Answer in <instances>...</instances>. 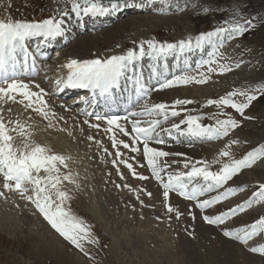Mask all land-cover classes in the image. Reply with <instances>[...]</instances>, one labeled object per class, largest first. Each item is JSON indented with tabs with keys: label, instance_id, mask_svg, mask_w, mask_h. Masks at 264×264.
<instances>
[{
	"label": "rangeland",
	"instance_id": "obj_1",
	"mask_svg": "<svg viewBox=\"0 0 264 264\" xmlns=\"http://www.w3.org/2000/svg\"><path fill=\"white\" fill-rule=\"evenodd\" d=\"M142 1L149 7L148 12L130 11V15L125 13L126 15L120 17L112 11L111 15L103 17L104 23L93 29V26H90L92 33H84L82 37L87 38L94 34L99 36V40L91 42L87 39L86 42H78L75 38L63 49H72V53L77 55L108 54L117 43L121 46L125 42L121 50L125 54L130 48L133 49L134 45L148 40L178 43L191 39L194 45L195 38L201 34L215 32L220 28L228 29L239 23L246 29L242 34L230 36L228 32H224L213 36L210 42H205L204 45H212L204 51L205 57L195 58L194 54H184L182 60H177L178 58H173V54L167 56L164 61H160L164 59L161 58L159 62L144 59L145 63L158 62L163 65L162 68H157L156 72L171 69V73H175L174 76H181V73L177 74L179 71L172 69V66L177 68L179 65V69H188L183 71L182 75L200 79L203 73L208 78L203 84L190 83L182 89L165 92L166 88H163L155 92V89L160 88L158 77L150 86L153 89L150 91L153 99L150 100L148 95L147 98L151 105L163 103L169 106V112L173 109L172 100L184 98L186 101L195 102L196 108L204 106L212 113V109L222 107L214 104L209 106L208 101L212 99L210 96L215 97L212 100H219L233 91L256 96L249 107L244 109L243 115L238 113L235 117L233 113H225L224 116H219L212 113L209 121H213L214 125H217V120L229 117L238 123V127L230 129L228 135L221 137L218 144L199 147L191 145L192 142L182 143L190 146L174 144L173 146L178 145L179 148L168 151L171 158L163 157L164 161L159 163L162 167L169 168L166 170H170L162 177H167L168 180L169 175L190 171L191 164L196 161H206L210 165L209 170L218 171L221 164L213 162L217 159L225 163L229 161L228 157H219V153L226 146L231 153L230 158L235 160L264 147V0H167L169 6L165 12L162 9L163 0H154L153 3H148V0H126L122 4L130 2L135 5ZM70 4L73 5V0H0V21L7 22L11 19L34 22L52 17L58 19L65 12L60 11L61 7L67 8ZM100 20L101 17H96L90 21ZM63 49L52 53L48 61L46 60L45 66L48 68L45 71L52 72V76L58 55ZM145 49L147 51V45ZM187 57L189 62L185 60ZM210 59L215 62L203 63L197 67L202 61ZM158 64L156 67L160 66ZM135 65L137 66L131 71L135 73L128 74L127 80L143 77L146 73L138 67L140 65ZM221 66L224 68L222 74ZM143 67L145 70H151L153 64H144ZM209 67L214 71L209 72ZM46 72L45 76H49L50 73ZM40 78L32 79L36 81ZM41 83L45 84L38 81L32 82V85L40 91ZM36 84L40 87L36 88ZM46 85L47 83L45 87ZM45 87L43 90H46ZM169 88L173 89L175 86ZM224 88L228 89L224 92ZM50 97L48 94L43 97L49 112L47 120L37 112L11 101L0 102L3 107L2 116L5 122L19 120L30 134L32 143L68 158V167H61V171L70 172L75 183L64 182L62 185V190L67 191L71 197L65 203V208L86 222L93 242L81 241L83 251L73 246L48 224L34 204L15 192H5L3 178L0 177V192H4V196H0V264H264V256L249 251V248L264 246V232L253 237L247 244L224 235L225 231L235 232L264 216V202L253 203L250 208L238 212L222 224H209L203 219L204 216L214 218L227 213L230 209L253 199L259 185L264 184V158L256 160L249 168L241 169L222 187L206 192L192 201L180 200L171 193L165 201L164 188L160 189L156 183H151V175L147 176V180L133 176L132 171L137 176L145 174L139 155L134 152L130 154L131 150L125 151L119 143L113 147V142L108 140L105 133L96 136L98 132L94 130L95 127L89 125H100L101 120L85 123L88 121L86 113L71 106L70 102V106L66 107L60 99L53 100L56 96L53 97L52 94ZM19 99L21 97H17V100ZM232 99L237 103H248L242 95ZM192 108L193 103H189L178 105L173 110L181 113L182 110L189 111ZM161 118H164L163 115L148 116L147 119ZM173 118L161 120V123L165 126L182 121L175 122ZM13 126L8 125L9 128ZM11 134L16 137L14 144L22 146L23 137L15 132ZM228 136L231 137L229 142ZM154 143L155 146L152 143L149 147L164 151L159 144L165 143ZM137 144L141 147L140 143ZM190 147H194L195 152L190 150ZM117 151L121 153L119 157L116 155ZM124 162L132 165V171ZM185 163L189 164V168L184 167ZM192 186L194 184L189 188ZM228 189L237 191L204 210L196 206L204 200L222 195ZM166 205H170L173 211L168 212ZM177 212L180 213L179 218Z\"/></svg>",
	"mask_w": 264,
	"mask_h": 264
},
{
	"label": "snow or ice",
	"instance_id": "obj_2",
	"mask_svg": "<svg viewBox=\"0 0 264 264\" xmlns=\"http://www.w3.org/2000/svg\"><path fill=\"white\" fill-rule=\"evenodd\" d=\"M154 0H148V3H153ZM167 2V0H164ZM120 0H113L110 8L102 6L99 0H83V4L79 0H73L71 11L79 17L80 15H104L110 10L118 8ZM64 16L68 12L63 13ZM62 18L55 17L44 19L43 21L27 22V21H0V102L11 101L23 105L25 109L40 114L44 119H49V112L47 109V102L44 100V90L41 89L39 93L30 90L29 85L20 81L17 77L20 75L30 74L29 68V52L25 46L26 40L32 37L42 36L45 39L55 38L63 35ZM245 26L242 24H234L230 28H220L215 32H208L201 34L193 41L181 40L178 43H159L154 40L141 42L134 49H129L125 54L112 55L106 59H92L85 61L71 60L64 67L69 69V75L66 81L57 80V86L60 87H79L91 89L93 94L97 93L101 97H107L112 94V90L119 88L120 80L125 76V73L130 67H134L135 63L142 60L144 57H149L154 61H159L161 58H166L169 55L182 56L186 52H191L194 49H200L205 42H210L213 36H218L221 33L228 32L229 35L242 34L245 31ZM147 45V51L145 49ZM210 59L202 61L197 67L202 66L203 63H214ZM35 62L32 61L34 67ZM230 70V69H229ZM209 72L214 71L209 67ZM224 71L221 66V74ZM155 74V71L153 72ZM207 77L201 73V78L182 75L176 76L171 80L165 79L160 84V89L169 88L180 85H188L190 83L203 84L207 82ZM135 93L137 97L146 95L148 89L145 87L139 77L134 79ZM37 87H39L37 85ZM259 91V89H257ZM242 95L245 96L248 103H237L232 98ZM17 97L21 99L17 100ZM255 95H249L246 92H230L219 100H209V105H216L217 107H230L236 112L243 115L244 109L249 107L251 101L255 100ZM27 102V103H25ZM192 101L177 100L171 107L174 109L178 105L189 104ZM34 105H38L34 107ZM11 111V109H8ZM3 107L0 106V177L3 178V189L5 192H15L22 198L34 204L36 209L48 222V224L66 241L71 243L76 248L83 251L81 241L93 242L91 239V231L83 219L76 217L69 210L65 208V203L71 198L69 193L62 190L64 182L75 183L70 172L63 173L61 167L67 168V159L63 155L51 153V151L39 144H34L30 141V134L26 132V127L17 121L5 122L2 116ZM180 113L171 110L170 115L175 117ZM54 115V113L52 114ZM131 116H160L168 119L169 106L161 103L154 104L151 107L145 105L143 112H131ZM97 120L106 119L110 126L105 131L112 132V126H115L125 136L129 132L118 123L120 117H102L97 115ZM128 119V117H124ZM201 118L198 116H187L182 124L187 125V131L181 130L180 124H174L172 130L179 132L181 135H188L197 138L219 139L227 136L230 129L238 127L237 121L231 117L223 120H217L215 128L211 126H204L199 123ZM85 123H88L86 120ZM161 121L152 119L147 122V126H141L139 120L132 121V132L135 133L131 137L133 144L140 142L144 146V156L147 160V165L152 171V175L161 181L164 188L163 197L167 201L169 198V191H177L180 196L185 199H196L198 196L218 189L226 184L230 179L238 174L241 169L251 167L256 160L264 158V147L258 148L249 152L240 160L231 159V153L228 146L219 153V157H228V162H223L217 159L213 163L221 164L218 171H211L210 165L206 161H196L191 164L190 171L169 175L167 183H163L160 175L163 168L157 167V159L171 155L165 151H158L148 146L149 141L156 139L157 143H164L163 140L158 139L156 129L159 127ZM14 125L9 128L8 125ZM90 127H99V125H89ZM15 132L17 135L23 137L22 146L14 144L15 136L11 133ZM154 133L156 136L154 137ZM171 134V131L170 133ZM92 139V137H89ZM113 147L117 144H122L124 148H130V145L123 141H117L115 135L112 137ZM235 143V141L233 142ZM131 151H138L136 147H131ZM116 155L119 157L121 153L117 151ZM126 167L132 171V165L124 162ZM197 165H201L197 167ZM185 168H189V164H184ZM135 178L144 180L145 176H137L132 171ZM196 178L203 180L202 185L193 184ZM237 189H228L222 195H218L212 199L204 200L196 206L201 210L212 207L216 203L227 199L234 195ZM151 195V193H149ZM0 196H4V192H0ZM253 199H249L242 205L230 209L227 213H223L216 217L204 216L203 219L209 224H222L226 219L238 212L245 211L250 208L253 203L264 202V184L259 185V190L253 194ZM167 211L172 212L170 205H166ZM179 218L180 213H176ZM264 232V216L260 217L251 225L241 227L235 232L225 231L224 235L229 238H235L243 244H247L249 240ZM249 251L258 253L264 256V246L249 248Z\"/></svg>",
	"mask_w": 264,
	"mask_h": 264
},
{
	"label": "bare ground",
	"instance_id": "obj_3",
	"mask_svg": "<svg viewBox=\"0 0 264 264\" xmlns=\"http://www.w3.org/2000/svg\"><path fill=\"white\" fill-rule=\"evenodd\" d=\"M66 1V0H65ZM164 1V0H163ZM171 1V0H170ZM63 2V1H62ZM81 4H83L82 2H80ZM63 6V5H62ZM72 6L73 5H69V6H67V8H66V6H63V7H61V10L60 11H67V12H70V15H67V16H64L63 14L61 15V17H58V19H60V18H62L63 20H64V24H63V29L64 28H69V30H71L70 31V33H71V36L70 37H68L69 39H68V43L70 42V41H72L73 39H75V38H77L78 39V42H86V41H88V40H90L91 42H94V41H97V40H99V36L98 35H94V34H91L90 36H88L87 38H82L83 37V34L84 33H88L89 32V34L90 33H92V30L91 29H88V27H87V25H85V27L83 26V25H81V24H83L82 22H80L81 21V19H83L84 18V16L85 15H80L78 18V22H77V24L75 25V24H73L72 22H71V20H73L74 19V17H77V15L75 14V13H73L72 11H71V9H72ZM102 6H104V7H107V8H110V6H111V4H106V3H102ZM163 6L164 7H162V9H164V12H165V10H166V8L169 6V3L168 2H163ZM58 7H59V5H58ZM55 8H56V6H55ZM149 7H147V4L146 3H144L143 1L142 2H138V3H135V5H132L130 2H127V3H124V4H122V3H119V6H118V8L117 9H115V10H110L109 12L111 13L112 11V13H114V14H116V15H130V11H131V13L132 12H142V13H146V12H148V9ZM59 9V8H58ZM168 9V8H167ZM53 10H54V8H53ZM57 10V9H56ZM59 11V12H60ZM54 12H55V10H54ZM108 12V13H109ZM56 13V12H55ZM64 13V12H63ZM126 13V14H125ZM113 15V14H112ZM87 16H89V15H87ZM101 17V18H103L102 17V15H90L89 17H87L88 19L89 18H93V17ZM121 17V16H120ZM86 18V17H85ZM84 27V28H83ZM190 35V34H189ZM223 36V35H222ZM191 37V36H190ZM88 39V40H87ZM214 40H215V38H213ZM125 45V42H123V44L120 46L119 45V43H117V45L113 48V50L112 51H110L108 54H91L90 53V55L88 54V55H85V54H81V53H79L78 55L76 54V53H72V49H63V47L65 46H63V47H59L58 49H55V50H53L52 51V53H57L56 51H60V49H63L62 51H61V53L58 55V61H57V64H56V66H55V70H54V74H53V76H52V72H46L47 74H49L50 73V75L47 77L48 78V80L49 79H51V80H54L56 77H58V75H63L62 76V78L63 79H67V75H65L66 73H69V69H67L66 67H64L69 61H71V60H73V59H75V60H78V61H85V60H92V59H101V60H103V59H106V58H108V57H110V56H112V55H122V54H124L123 52L124 51H121L122 50V47ZM145 46H146V44H145ZM120 49H119V48ZM137 47V45H134L133 46V49L134 48H136ZM212 47V45H209V44H207V45H204V48H201V52L203 53L207 48H211ZM73 48V47H72ZM130 49H132V48H130ZM197 50H195V52H196ZM47 52V51H46ZM199 52V51H198ZM185 54H192V52H186ZM185 56L184 55H182V56H179V58L177 59V60H182V58H184ZM144 59H146V60H152V59H150L149 57H144ZM154 61V60H153ZM159 62V61H158ZM167 62V61H166ZM134 66H137V65H134ZM138 67H141V66H138ZM48 68V67H47ZM133 69H135L134 67H130L129 68V70L126 72V74L125 75H128V74H130L131 73V71H133ZM172 69L175 71L176 70V67L175 66H172ZM176 71H178V70H176ZM142 73H144V72H142ZM151 72H146V73H144V75H143V77H140V80H141V83H143L144 85H145V87L148 89V93L151 91V90H153L150 86H152L153 85V83H154V79H152V77H151V74H150ZM157 74H159V79H158V83H160L161 84V82H163L164 80H163V77H165L167 80L169 79V77H171L170 75H162L160 72H159V70H158V72H156ZM177 74H178V72H177ZM45 75V74H44ZM69 75V74H68ZM173 75H175V73H173ZM132 77H133V75H132ZM135 77V76H134ZM43 79H45V78H43ZM161 81V82H160ZM128 82L129 83H133V85H134V87H135V84H134V79H132V80H130V79H128ZM146 82V83H145ZM132 86V85H131ZM157 86V85H156ZM130 87V86H129ZM131 88V87H130ZM182 89V88H181ZM226 89H228V88H226ZM225 88H224V92H225V90H226ZM229 89H231V88H229ZM40 90V89H39ZM46 90H47V88H46ZM46 90L44 89V92H46ZM159 90H160V88H158V89H155L154 91L155 92H159ZM133 90L132 89H127V90H122V92H121V95H123V96H125L126 98H129V97H131V98H133ZM188 94V93H187ZM147 95L148 94H146V95H141V97H137L136 99H132L133 100V102H132V105H134V109L132 110V112H138V108L139 109H141V108H145V105H147V106H149V107H151L152 105L151 104H149V102H150V100L147 98ZM214 95V94H213ZM52 96L54 97V96H56L55 94H52ZM215 96V95H214ZM212 99H215V97H212V96H210ZM182 98V97H181ZM72 99V98H71ZM211 99V100H212ZM183 100H185L184 98H183ZM143 101V102H142ZM175 101L176 100H172L171 102H172V104L173 103H175ZM186 101V100H185ZM189 101H191V100H189ZM76 102V101H75ZM75 102H70V105H72V104H77V103H75ZM193 103V108L191 109V110H189V111H186L185 113H183V115H184V117H183V119H182V121H184L185 119H186V117L187 116H198V117H200L201 119L199 120V123H201L202 125H204V126H212L208 121H209V118L210 117H212V113H215V114H217V115H219V116H224V114L225 113H233V114H235V117L236 116H238V112H236L234 109H231V108H229V107H222V108H217V109H212L213 110V112L211 113V111L209 110V108H204V106L203 107H198V108H196L195 107V102H192ZM203 103V102H202ZM202 103H201V105H202ZM70 105H68V104H66V107H69ZM209 105V104H208ZM210 106V105H209ZM204 108V109H203ZM86 109V107L84 108V110ZM88 109V108H87ZM89 110V109H88ZM87 110V111H88ZM173 110V109H172ZM78 111V110H77ZM76 111V112H77ZM66 112V111H65ZM71 114H73V113H71ZM93 115H96V113L95 114H93ZM70 116H72V115H70ZM146 117H148V116H146ZM128 118H130L129 116H128ZM168 118H170V116L168 115ZM208 119V121H207V119ZM126 120V119H125ZM149 120H151V119H149ZM160 121H161V119H159ZM124 121H122V120H119L118 121V123H121V125L125 128V126H127V124H124L123 123ZM177 124H180V126H181V130L182 131H184V132H186L187 131V125L186 124H182L181 122L180 123H177ZM88 125V124H87ZM95 125V124H94ZM97 125H99L98 123H97ZM147 125V124H146ZM146 125H141V126H146ZM172 124H165V126H163L162 127V132H164L165 133V135L163 136V135H159L158 136V139H160V140H163L164 141V143L165 144H159V147L162 149V150H164V151H174L175 149H178L179 147H178V145L177 146H173L174 144H182V143H189V142H191V138L188 136V135H181L179 132H176V131H173L171 128H168V127H170ZM174 125V124H173ZM172 125V126H173ZM160 128L158 127V130H159ZM170 131H171V134H169L170 133ZM158 133H159V131H158ZM169 135V136H168ZM155 137V136H154ZM165 137H168L169 139H167V138H165ZM230 136H228V138H229ZM202 139V141H210V140H214V139H207V138H201ZM132 140V139H131ZM231 140V137L228 139V142ZM153 142H156V139H153L149 144H148V146L149 145H152V143ZM138 143V142H137ZM169 143V144H168ZM227 145V144H226ZM212 146V145H211ZM173 148V149H164V148ZM186 148H189V147H186ZM194 147H190V150H192ZM206 148H209V147H206ZM187 150V149H186ZM194 150V149H193ZM183 152H184V150H182ZM194 152H195V150H194ZM185 153V152H184ZM184 157V156H183ZM185 158V157H184ZM187 158H188V156H187ZM186 158V159H187ZM13 218V217H12ZM48 238H50V237H48ZM44 239V238H43ZM51 239V238H50ZM48 240V239H47ZM44 241V240H43ZM48 242V241H47ZM52 242V241H51ZM51 245V244H50ZM69 247V246H68ZM68 247L66 248L67 250H68ZM63 250H65V249H63ZM69 251V250H68ZM68 251H66L65 250V252H68ZM64 253V252H63ZM62 253V254H63ZM69 253V252H68ZM67 253V254H68ZM71 257V256H70ZM65 258V257H64ZM66 259V258H65ZM67 260V259H66Z\"/></svg>",
	"mask_w": 264,
	"mask_h": 264
},
{
	"label": "water",
	"instance_id": "obj_4",
	"mask_svg": "<svg viewBox=\"0 0 264 264\" xmlns=\"http://www.w3.org/2000/svg\"><path fill=\"white\" fill-rule=\"evenodd\" d=\"M102 1H106V2H113V0H102ZM125 1V0H120V2Z\"/></svg>",
	"mask_w": 264,
	"mask_h": 264
},
{
	"label": "trees",
	"instance_id": "obj_5",
	"mask_svg": "<svg viewBox=\"0 0 264 264\" xmlns=\"http://www.w3.org/2000/svg\"><path fill=\"white\" fill-rule=\"evenodd\" d=\"M259 15V14H258Z\"/></svg>",
	"mask_w": 264,
	"mask_h": 264
}]
</instances>
